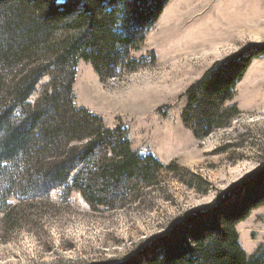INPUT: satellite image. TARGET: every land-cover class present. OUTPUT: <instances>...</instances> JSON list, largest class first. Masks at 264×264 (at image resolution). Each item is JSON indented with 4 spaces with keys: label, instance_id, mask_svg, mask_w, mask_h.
<instances>
[{
    "label": "rangeland",
    "instance_id": "obj_1",
    "mask_svg": "<svg viewBox=\"0 0 264 264\" xmlns=\"http://www.w3.org/2000/svg\"><path fill=\"white\" fill-rule=\"evenodd\" d=\"M118 28L124 33L123 20ZM144 28L143 43L107 46L101 76L93 62L81 59L73 68V90L78 107L111 129L123 127L133 151L159 161L154 184L137 169L121 181L123 194L113 207L108 200L94 208L81 193L65 188L23 201L12 198L19 206L16 218L6 221L0 211V264H123L126 259L147 264L162 253L157 239L179 219L203 212L237 184L240 189L230 197L242 202L252 177L264 173V55L237 80L230 99L204 98L203 107L185 120L193 86L219 64L264 44V0H168L156 24ZM5 30L0 18L1 47L7 45ZM49 54L42 53L40 63L48 65ZM29 67L1 75L9 84ZM53 69L28 103L34 105L51 87L58 76ZM212 114L215 122L206 120ZM220 222L224 225L222 217ZM236 228L247 256L260 255L264 204L250 209Z\"/></svg>",
    "mask_w": 264,
    "mask_h": 264
},
{
    "label": "trees",
    "instance_id": "obj_2",
    "mask_svg": "<svg viewBox=\"0 0 264 264\" xmlns=\"http://www.w3.org/2000/svg\"><path fill=\"white\" fill-rule=\"evenodd\" d=\"M167 2L0 0L7 38L6 47L0 46V211L6 221L18 215L19 206L12 204V198L23 201L65 188L81 193L94 208L107 206L108 200L113 207L123 194L121 181L137 169L149 185L154 184L159 161L133 151L123 127L111 129L101 117L75 104L73 68L81 59L91 61L101 76L99 65L109 57L107 46L121 43L129 48L137 40L143 43L144 27L156 24ZM118 19L124 22V33L115 30ZM136 25L141 28L139 33L134 31ZM44 52L50 53L48 65L38 59ZM262 55L264 44L253 45L228 64H219L193 86L188 91L186 122L195 108L203 107L204 98L215 103L230 99L237 80ZM26 63L31 67L9 84L1 75ZM52 68L58 76L51 87L34 105L28 103L35 86ZM206 120L215 122L216 117L212 114ZM263 174L252 177L242 202L230 197L233 190L240 189L237 184L203 212L179 219L157 239L162 253L147 264H264V251L253 258L247 256L236 228L250 209L264 204L263 190H259L264 188ZM113 187L118 190L111 191ZM123 264H128L127 259Z\"/></svg>",
    "mask_w": 264,
    "mask_h": 264
}]
</instances>
